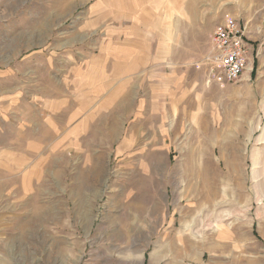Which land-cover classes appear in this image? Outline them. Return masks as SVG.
Listing matches in <instances>:
<instances>
[{
    "label": "rangeland",
    "instance_id": "374dc122",
    "mask_svg": "<svg viewBox=\"0 0 264 264\" xmlns=\"http://www.w3.org/2000/svg\"><path fill=\"white\" fill-rule=\"evenodd\" d=\"M0 264H264V0H0Z\"/></svg>",
    "mask_w": 264,
    "mask_h": 264
},
{
    "label": "built area",
    "instance_id": "2783aa9c",
    "mask_svg": "<svg viewBox=\"0 0 264 264\" xmlns=\"http://www.w3.org/2000/svg\"><path fill=\"white\" fill-rule=\"evenodd\" d=\"M246 30V25L230 14L224 16L214 30V63L232 81L238 80L251 64L249 53L253 54V48Z\"/></svg>",
    "mask_w": 264,
    "mask_h": 264
},
{
    "label": "crops",
    "instance_id": "0c3cea01",
    "mask_svg": "<svg viewBox=\"0 0 264 264\" xmlns=\"http://www.w3.org/2000/svg\"><path fill=\"white\" fill-rule=\"evenodd\" d=\"M252 68L249 67V68L245 69V71L243 72V74L241 75V77L238 80H240L242 78L245 80H248L251 77L250 73H251Z\"/></svg>",
    "mask_w": 264,
    "mask_h": 264
},
{
    "label": "bare ground",
    "instance_id": "6f19581e",
    "mask_svg": "<svg viewBox=\"0 0 264 264\" xmlns=\"http://www.w3.org/2000/svg\"><path fill=\"white\" fill-rule=\"evenodd\" d=\"M203 178H204V177H203ZM203 178H202V179H203ZM205 178H206V177H205ZM205 178H204V179H205ZM208 180H209V179H208ZM218 188H219V187H218ZM216 189H217V188H216ZM203 192H204V191H203ZM206 198H207V197H206ZM209 199H210V198H209ZM211 201H212V200H211Z\"/></svg>",
    "mask_w": 264,
    "mask_h": 264
}]
</instances>
